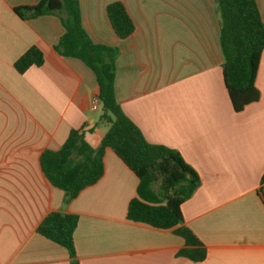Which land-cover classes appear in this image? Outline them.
<instances>
[{
    "label": "crops",
    "instance_id": "crops-1",
    "mask_svg": "<svg viewBox=\"0 0 264 264\" xmlns=\"http://www.w3.org/2000/svg\"><path fill=\"white\" fill-rule=\"evenodd\" d=\"M39 1L0 0V264L71 263L36 232L51 212L77 216L78 264H264V50L258 101L237 113L222 79L215 0H77L90 41L118 49L114 93L122 113L147 143L176 151L199 176L181 205V226L207 252L192 262L178 255L185 244L173 230L126 219L138 180L109 149L101 179L67 204L44 177V151H57L73 130L83 129L87 141L102 126H95L99 109H90L93 73L55 50L59 18L15 13ZM114 1L134 25L123 40L106 15ZM255 2L264 24V0ZM32 47L43 63L19 74L14 63Z\"/></svg>",
    "mask_w": 264,
    "mask_h": 264
},
{
    "label": "trees",
    "instance_id": "trees-1",
    "mask_svg": "<svg viewBox=\"0 0 264 264\" xmlns=\"http://www.w3.org/2000/svg\"><path fill=\"white\" fill-rule=\"evenodd\" d=\"M215 4L223 84L233 111L238 113L259 98L254 82L264 50V24L255 0H215ZM15 13L26 20L44 15L59 18L64 32L55 50L60 56L81 61L93 73L99 101L95 126L106 128L96 148L79 129L71 131L57 151H44L40 167L49 184L62 191L64 203H69L101 179L104 152L109 149L138 180L135 197L127 205L126 219L158 230H173L185 244L179 256L192 262L205 260L206 249L189 229L181 226V205L199 186V176L176 151L147 143L122 113L114 93L118 49L90 41L81 26L77 0H40L33 6L15 8ZM106 15L120 40L131 35L134 25L121 1L108 4ZM42 63V53L32 47L15 61L14 68L22 74ZM77 220L76 215L51 212L36 229L67 251L70 264H78L73 244Z\"/></svg>",
    "mask_w": 264,
    "mask_h": 264
},
{
    "label": "rangeland",
    "instance_id": "rangeland-1",
    "mask_svg": "<svg viewBox=\"0 0 264 264\" xmlns=\"http://www.w3.org/2000/svg\"><path fill=\"white\" fill-rule=\"evenodd\" d=\"M106 128L105 127H100L98 128L94 134H92L91 136H89L87 138V141L94 147L98 146L100 143V139L103 136V134L105 133Z\"/></svg>",
    "mask_w": 264,
    "mask_h": 264
},
{
    "label": "built area",
    "instance_id": "built-area-1",
    "mask_svg": "<svg viewBox=\"0 0 264 264\" xmlns=\"http://www.w3.org/2000/svg\"><path fill=\"white\" fill-rule=\"evenodd\" d=\"M90 109L91 111H97L99 109V101L96 96L93 97L91 100ZM258 193L260 196H264V186L263 185L259 187Z\"/></svg>",
    "mask_w": 264,
    "mask_h": 264
}]
</instances>
